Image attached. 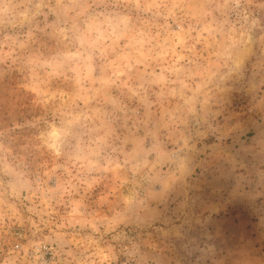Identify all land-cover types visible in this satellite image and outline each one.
I'll list each match as a JSON object with an SVG mask.
<instances>
[{"label": "rangeland", "instance_id": "obj_1", "mask_svg": "<svg viewBox=\"0 0 264 264\" xmlns=\"http://www.w3.org/2000/svg\"><path fill=\"white\" fill-rule=\"evenodd\" d=\"M0 264H264V0H0Z\"/></svg>", "mask_w": 264, "mask_h": 264}, {"label": "built area", "instance_id": "obj_2", "mask_svg": "<svg viewBox=\"0 0 264 264\" xmlns=\"http://www.w3.org/2000/svg\"><path fill=\"white\" fill-rule=\"evenodd\" d=\"M41 251H42V253H43L45 256H48V255L51 254V250H49V248H48L46 245H44V247L41 249ZM42 259H43V261H45L44 258H42Z\"/></svg>", "mask_w": 264, "mask_h": 264}]
</instances>
